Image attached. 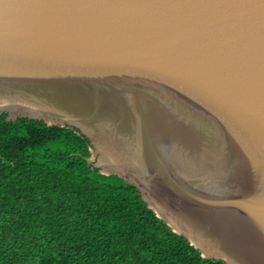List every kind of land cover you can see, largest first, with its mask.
<instances>
[{"label": "water", "instance_id": "95a60500", "mask_svg": "<svg viewBox=\"0 0 264 264\" xmlns=\"http://www.w3.org/2000/svg\"><path fill=\"white\" fill-rule=\"evenodd\" d=\"M134 109L143 164L94 162L92 117ZM0 113L78 129L203 257L264 264V0H0Z\"/></svg>", "mask_w": 264, "mask_h": 264}, {"label": "trees", "instance_id": "16d2710c", "mask_svg": "<svg viewBox=\"0 0 264 264\" xmlns=\"http://www.w3.org/2000/svg\"><path fill=\"white\" fill-rule=\"evenodd\" d=\"M78 129L0 113V264H228L202 256Z\"/></svg>", "mask_w": 264, "mask_h": 264}, {"label": "bare ground", "instance_id": "6f19581e", "mask_svg": "<svg viewBox=\"0 0 264 264\" xmlns=\"http://www.w3.org/2000/svg\"><path fill=\"white\" fill-rule=\"evenodd\" d=\"M132 97L134 96H131V101L133 100ZM130 104H133L135 107L137 102L132 101ZM137 110L134 109V113L132 114L127 111L125 113L127 114L126 118L122 119L128 121V124L123 126L126 129L128 128V130L121 129L122 117L119 118L118 115L112 117L109 114L105 117L107 113L104 112L102 115L101 113H97L92 117L93 122L90 125L92 134L98 146V151L101 153L102 163L106 164L107 168L118 161H123L138 167L143 164L141 154L143 130L138 119ZM153 121L158 123L157 130L161 131L160 128L165 125L164 122L161 120L158 122L156 119ZM129 122L131 123L129 124ZM109 125H112L113 128L110 129Z\"/></svg>", "mask_w": 264, "mask_h": 264}, {"label": "rangeland", "instance_id": "374dc122", "mask_svg": "<svg viewBox=\"0 0 264 264\" xmlns=\"http://www.w3.org/2000/svg\"><path fill=\"white\" fill-rule=\"evenodd\" d=\"M92 149L95 151V148L92 147ZM100 155L99 154H95V156L93 157V159L95 160L94 162H96L97 164H100ZM103 172H107L108 170L106 168H102Z\"/></svg>", "mask_w": 264, "mask_h": 264}]
</instances>
